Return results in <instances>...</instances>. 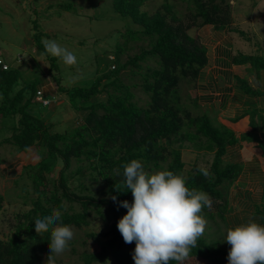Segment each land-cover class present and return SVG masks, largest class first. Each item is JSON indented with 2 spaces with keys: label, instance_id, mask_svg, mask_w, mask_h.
<instances>
[{
  "label": "trees",
  "instance_id": "trees-1",
  "mask_svg": "<svg viewBox=\"0 0 264 264\" xmlns=\"http://www.w3.org/2000/svg\"><path fill=\"white\" fill-rule=\"evenodd\" d=\"M149 1L112 0L114 12L127 21L114 29V63L111 65V61L105 68L97 64L93 77L70 87L62 85L64 77L58 57L48 54L44 48L43 37L48 32L39 30L38 18L32 20L33 39L38 49L49 57L50 71H56L53 80L81 116V121L66 131H55L54 124L43 115L42 106H53L59 93L51 92L52 96H48L42 89L44 70L40 64L36 62L38 70L27 75V67L5 60L9 67L4 69L0 63V148L6 144L15 146L19 152L31 148L40 156L37 163L23 165L20 177L28 176L35 195L29 196L30 191L25 188L24 201L31 206L15 215L9 236L0 237V264H39L44 259L60 264L56 254L48 257V240L55 222L38 231L33 224L36 215L53 208L61 211L60 223L73 230L89 225L93 217L106 224L107 230L99 234L104 237L99 239L100 250L81 253L85 264H108L110 256L118 264H134L131 253L135 242L125 243L116 226L127 211L118 202L132 201V193L123 183L122 175L123 166L132 159L141 161L149 172L164 169L182 175L189 189L204 191L210 196L211 206L202 208V216L215 223L220 218L228 229L235 226L228 223L224 196L240 169L225 162L223 155L226 146L237 137L230 129L218 127L195 97L189 93L184 97L181 93L184 83L197 79L207 62L199 28L205 24L216 27L231 24V5L225 0H189L193 5L184 19L174 2L166 0L151 12L146 8ZM57 5L64 10L76 9L73 3ZM140 40L147 41V45L123 61L121 56L129 44ZM23 56L18 55L16 60L22 61ZM245 58L257 61L258 67L264 65V55ZM126 68L131 69L133 76L138 74L141 81H125L121 72ZM138 85L148 95L144 104L135 99L134 87ZM38 90L50 99L49 104L44 105L37 99ZM191 104L195 105L194 109ZM261 143L264 146V141ZM188 146L214 151L211 167L196 164L186 169L183 154ZM74 160L89 163L72 169ZM59 163L62 168L54 176ZM8 169H12L11 174H17L13 165ZM199 169H207L210 175L203 176ZM85 178L103 182L105 186L95 191ZM98 193L103 196L98 197ZM113 195L117 197L116 202L111 199ZM2 201L0 192V208ZM258 212L263 215L264 224L262 209ZM88 234L95 236L94 232ZM229 247L227 242L220 245L218 240L202 234L191 247L189 256L227 262ZM169 264L177 261L171 260Z\"/></svg>",
  "mask_w": 264,
  "mask_h": 264
},
{
  "label": "rangeland",
  "instance_id": "rangeland-1",
  "mask_svg": "<svg viewBox=\"0 0 264 264\" xmlns=\"http://www.w3.org/2000/svg\"><path fill=\"white\" fill-rule=\"evenodd\" d=\"M165 1L150 0L146 8L153 12ZM170 1L175 3L180 15L187 19L186 16L190 6L193 5V1ZM225 2L230 3L231 17L233 18L232 23L227 26H238L245 31L258 27L254 32L257 36L259 35V38L260 36L264 38V0H225ZM59 3H73L76 9L64 10L57 5ZM235 7L239 10L234 11L233 8ZM248 14H251V17H248ZM37 18L40 23L39 30L48 32L43 37V41L55 40L59 44L71 47L76 51L77 60L74 62L65 61L57 56L64 77L62 85L67 87L84 83L93 77L97 64L105 68L110 65L111 61V65L114 63V29L125 25L127 21L119 13L114 12L112 0H0V57L8 62H15V65L21 68L27 67L25 71L27 75L38 70L35 67L36 62L40 64L44 70L42 89L47 92L48 96H52L51 92L59 93L53 106H42L43 115L54 124L53 129L55 131H66L77 125V121H81V116L72 107L67 94L58 89L57 83L52 78L56 71H50L49 57L38 49L33 39L34 24L32 20ZM146 45L147 41L143 40L131 46L129 44V48L121 56L122 60L125 61L130 54L140 52L142 46ZM18 55H24L23 58H25H22V61L16 60ZM96 73H99V70ZM121 75L128 82L141 81L138 74L134 76L131 74L130 68L124 69ZM187 84L188 82L184 83L181 88L184 97L190 93L191 85H189L190 83ZM134 91L136 93L135 99H139V103L144 104L148 95L142 87L138 85L134 87ZM101 96H105V93H101ZM184 100L187 102L186 99ZM190 106L192 109L195 107L194 104ZM218 127L220 126L218 125ZM209 156L213 155L209 152ZM39 160L40 156L31 148L26 153L19 152L15 146L8 144L0 148V192L3 195L2 207L0 208V237L2 238L9 236L11 225L16 219L15 215L31 206L30 203H25L24 194L25 188H28L29 196L35 195L32 182L27 175L20 177V174L24 164L37 163ZM86 163L89 162L74 160L71 168L77 169L79 165L87 166ZM9 165L16 168L17 176L11 174L12 169H8ZM61 168L62 164L59 163L56 166L54 176L58 175ZM89 171L87 170V173ZM90 179L85 178L95 191L105 186L103 182H95ZM16 180L19 182L16 183ZM97 196L102 197L103 194L98 193ZM261 209L263 211L264 207L262 206ZM214 211L216 212L218 209L216 208ZM203 218L207 222L203 235L209 239H216L220 245H224L226 241L222 240L228 228L220 221V218H218V223L206 216ZM105 230H107L106 224L102 222V219L96 217L91 219L89 225L74 228V238L69 242L66 251L59 255L56 254V260L60 264H85L81 258V253L84 250L99 251V239L104 238L99 234ZM91 232H94L95 236L88 234ZM73 247H75V251L72 250ZM39 264L58 263L44 259ZM108 264L118 263L110 256ZM182 264H227V262L216 263L204 257L188 256Z\"/></svg>",
  "mask_w": 264,
  "mask_h": 264
},
{
  "label": "clouds",
  "instance_id": "clouds-1",
  "mask_svg": "<svg viewBox=\"0 0 264 264\" xmlns=\"http://www.w3.org/2000/svg\"><path fill=\"white\" fill-rule=\"evenodd\" d=\"M44 48L65 61L77 60L73 48L55 40H45ZM199 171L205 177L210 175L207 169ZM122 175L132 201L118 202L127 211L116 226L125 243L135 242L131 253L134 264H169L171 260L182 264L205 231L207 222L200 213L203 207L211 206L209 194L189 189L185 178L171 170L146 171L137 159L123 166ZM111 199L117 201L115 195ZM60 220L61 211L53 208L36 215L33 221L37 231L55 222L48 240V257L66 251L74 238L72 227ZM222 241L230 245L227 264H264V224L249 219L229 228Z\"/></svg>",
  "mask_w": 264,
  "mask_h": 264
},
{
  "label": "crops",
  "instance_id": "crops-1",
  "mask_svg": "<svg viewBox=\"0 0 264 264\" xmlns=\"http://www.w3.org/2000/svg\"><path fill=\"white\" fill-rule=\"evenodd\" d=\"M253 28L245 31L238 26L214 24L200 27L198 34L207 62L198 78L188 82L189 94L209 111L213 122L237 137L223 155L225 162L240 169L224 196L228 223L235 226L249 219L263 223L258 211L264 207V65L258 67L257 61L245 57L264 55V38L254 32L258 27ZM214 155V151L188 146L183 160L186 169L196 164L209 168Z\"/></svg>",
  "mask_w": 264,
  "mask_h": 264
},
{
  "label": "built area",
  "instance_id": "built-area-1",
  "mask_svg": "<svg viewBox=\"0 0 264 264\" xmlns=\"http://www.w3.org/2000/svg\"><path fill=\"white\" fill-rule=\"evenodd\" d=\"M0 63L3 65V68H4V69H6V68L9 67V63L6 62L5 60L1 59V58H0ZM37 99H38L39 101H42L44 105H47V104L50 103V99L44 97V96H43V93H42L41 90H38V91H37Z\"/></svg>",
  "mask_w": 264,
  "mask_h": 264
}]
</instances>
